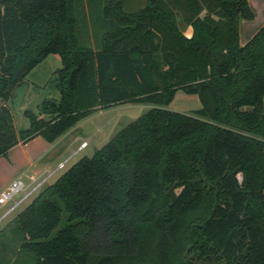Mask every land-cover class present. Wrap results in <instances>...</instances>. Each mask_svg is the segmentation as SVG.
Masks as SVG:
<instances>
[{
  "label": "trees",
  "instance_id": "obj_1",
  "mask_svg": "<svg viewBox=\"0 0 264 264\" xmlns=\"http://www.w3.org/2000/svg\"><path fill=\"white\" fill-rule=\"evenodd\" d=\"M254 15L248 0H0V155L152 104L17 210V249L34 264H264V24L240 42ZM49 53L59 96L16 130L6 101ZM179 89L202 105L169 107Z\"/></svg>",
  "mask_w": 264,
  "mask_h": 264
},
{
  "label": "rangeland",
  "instance_id": "obj_2",
  "mask_svg": "<svg viewBox=\"0 0 264 264\" xmlns=\"http://www.w3.org/2000/svg\"><path fill=\"white\" fill-rule=\"evenodd\" d=\"M130 1L131 4L135 5L141 0ZM188 30L189 27H186L185 31L188 32ZM61 65L62 61L58 54L49 53L35 66L31 73L26 75L25 83L14 89L12 97L6 103L11 109L13 123L17 128L26 127L29 123L28 118L22 113L23 108H30L34 112L39 113V104L43 98H58L59 93L54 84V75L55 69ZM184 94L186 92L181 89L174 96L175 98L171 104L173 108L188 112L191 110V107L201 104L198 95H194L195 97L192 98L189 97L190 94H186L188 95V98H186ZM2 102L3 100L0 98V104ZM151 105V103L146 102H122L111 107L98 109L82 118L79 121L80 127H77L75 132L79 133L81 131L82 134L88 135L91 138V142L87 140V144L67 162L64 168L56 172L50 180L55 179L81 156L85 154L92 155L95 149L107 142L116 131L136 119L150 108ZM76 146L77 144L74 147ZM70 153L71 150L66 155ZM20 194L18 192L14 197L17 198ZM31 198L25 200L18 209L26 205ZM3 209L4 207L0 209V212ZM18 209L0 221V264H34V258L30 254L17 249L18 240L14 239L8 223Z\"/></svg>",
  "mask_w": 264,
  "mask_h": 264
},
{
  "label": "crops",
  "instance_id": "obj_3",
  "mask_svg": "<svg viewBox=\"0 0 264 264\" xmlns=\"http://www.w3.org/2000/svg\"><path fill=\"white\" fill-rule=\"evenodd\" d=\"M248 2L254 10L255 15L251 19H240L241 44H245L264 24V0H248ZM191 32L192 28L189 27L187 33L191 34ZM35 66L28 73H31ZM180 90L176 92V95ZM186 94H190L189 97L192 98L195 97L194 95H198L188 92ZM186 94L184 95L188 98ZM173 100L169 105L171 108H173L171 106ZM199 101L201 103V100ZM201 105L202 103L197 104L190 109L198 108ZM173 109L178 110V108ZM77 127H80L79 122L54 141H48L41 135H35L25 142L18 140L17 143L10 146L4 155H0V188L17 175L28 180L30 175L41 174L46 167L53 166L59 160H63L69 150L72 151L78 148L83 141L88 140L91 142V138L88 135L82 134L81 131L79 133L75 132ZM15 129L18 130L20 128L15 126ZM76 144L77 146L74 147Z\"/></svg>",
  "mask_w": 264,
  "mask_h": 264
},
{
  "label": "built area",
  "instance_id": "obj_4",
  "mask_svg": "<svg viewBox=\"0 0 264 264\" xmlns=\"http://www.w3.org/2000/svg\"><path fill=\"white\" fill-rule=\"evenodd\" d=\"M87 144L83 141L78 148L73 149L63 160H59L55 165L46 167L41 174L30 175L28 180L20 175L13 177L5 186L0 188V206L4 207L0 212V221H2L11 212L18 209L21 204L31 198L36 192L50 182V178L59 170L64 168L67 162ZM20 192V196L15 198V194ZM0 208V209H1Z\"/></svg>",
  "mask_w": 264,
  "mask_h": 264
}]
</instances>
